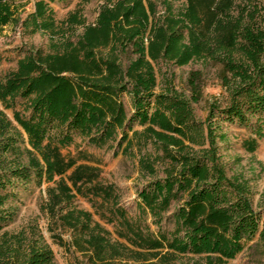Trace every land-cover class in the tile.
Wrapping results in <instances>:
<instances>
[{"label": "trees", "instance_id": "1", "mask_svg": "<svg viewBox=\"0 0 264 264\" xmlns=\"http://www.w3.org/2000/svg\"><path fill=\"white\" fill-rule=\"evenodd\" d=\"M56 1H37L24 26L50 33L58 43L47 52L30 50L0 81V101L10 108L8 102L20 98L30 114L26 119L14 113L13 126L0 112V232L15 214L8 208L9 189L40 187L59 178V191H48L50 219L85 234L74 244L80 252L93 254L92 264L118 259L123 246L111 243L90 212L63 209L74 198L63 180L81 195L114 201L115 207L117 195L112 187L101 185L84 193L80 185L96 179L93 169L78 165L62 150L73 144V132L96 148L126 142L129 149L128 124L142 127L133 135L145 134V141L152 140L169 162L163 177L139 192L141 204L157 224L172 203L179 205L172 238L134 233L132 244L149 252L167 249L206 256L209 264L234 259L256 236L264 244V213L253 210L245 182L226 176L217 154V139L224 141L225 135L212 121L220 117L249 126L257 118L255 135L264 140V0H107L93 23L71 13L61 26L48 9ZM174 1L182 5L174 8ZM130 53L134 57H127L124 67L122 57ZM162 61L201 66L188 75L190 97L171 87L167 94L155 95L154 64ZM204 71L213 72L225 104L211 105L205 122L198 124L191 104L201 100ZM124 94L131 99V117L121 101ZM255 145L254 140L250 151ZM161 159L140 161L142 171L155 178ZM117 212L122 224L131 228L125 211ZM0 264L57 263L38 227L29 226L1 233Z\"/></svg>", "mask_w": 264, "mask_h": 264}, {"label": "rangeland", "instance_id": "2", "mask_svg": "<svg viewBox=\"0 0 264 264\" xmlns=\"http://www.w3.org/2000/svg\"><path fill=\"white\" fill-rule=\"evenodd\" d=\"M39 0H0V81L7 73L17 67V62L33 49L49 50L52 43H58V38H52L50 33L43 31L33 32L32 28H25L24 23L29 15L35 11V3ZM46 1V0H45ZM107 0H59L48 4L57 25L62 24L69 14L78 13L87 24L93 23L97 17L98 9ZM174 8L182 5L179 1L173 2ZM159 13L161 8H158ZM17 20V22H14ZM30 23V22H29ZM81 32L78 28L76 34ZM133 54L122 57L125 67L128 58ZM157 86L155 95L167 94L171 87L174 91L184 93L190 97L187 79L191 71L200 70L199 64L177 67L173 63L159 62L154 64ZM128 117H131L133 108L131 99L127 94L121 96ZM225 104V95L214 78L212 71H204L203 90L201 100L197 104H191L195 121L204 123L211 105ZM7 107L0 101V112L16 126L14 113L18 112L24 118H29L26 112V103L18 98L14 102H8ZM216 123L218 133L225 135L224 141L217 139L218 157L229 179H238L247 184L249 200L254 211L264 213V140L257 139L255 129L257 118L251 120L249 126L238 123L226 122L224 118L216 117L212 120ZM126 132L131 139V147L128 149L126 142L121 146L109 144L105 148H96L88 143V140L80 137L76 132L72 133L73 144L62 150L66 157L74 158L78 165H87L93 169L96 179L91 184L80 185L84 193L93 185L112 187L118 197L115 207L114 201H103L102 198L83 196L72 187L65 178L63 181L72 189L73 200L62 207L67 210H83L92 214L93 220L101 225L108 233V238L113 244L122 245V255L112 264H209L206 256L193 254H177L168 252L167 249L157 252H149L137 248L133 243L134 233H140L145 238L159 239L161 233L168 238L173 237L174 213L179 206L172 203L170 210L162 215L160 224L155 221L150 212L145 209L139 199V192L148 188L151 182L163 177V169L169 163L163 152L152 140L145 141V134L134 136L133 131H143L137 125L131 127L127 124ZM26 138V136H24ZM256 141L254 151H250L251 142ZM186 145H189L186 143ZM190 146V145H189ZM128 149V150H127ZM170 148L171 153H175ZM162 158L156 167V177H149L142 171L141 162ZM12 159V156L8 157ZM62 179L56 178L55 182L43 183L40 187L29 185L15 186L8 190L11 195L8 208L15 212L13 220L4 228V231L14 233L29 226H36L41 231L46 242L52 249L57 264H92L93 254L82 253L75 247V239L85 236L82 232H72L61 226H56L46 212L48 204V191H59V183ZM117 209L125 211V219L131 228L122 224ZM113 221V222H109ZM0 232V235L1 233ZM124 235V236H121ZM124 237V238H122ZM61 241V245L58 244ZM82 241V240H80ZM132 242V243H131ZM217 263V261H214ZM224 264H264V244L256 236L245 244L244 249L234 259Z\"/></svg>", "mask_w": 264, "mask_h": 264}]
</instances>
